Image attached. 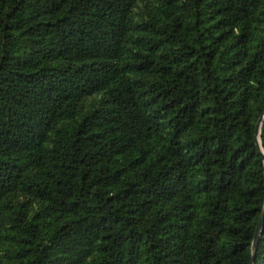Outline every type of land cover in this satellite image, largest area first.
Returning a JSON list of instances; mask_svg holds the SVG:
<instances>
[{
  "label": "trees",
  "instance_id": "trees-1",
  "mask_svg": "<svg viewBox=\"0 0 264 264\" xmlns=\"http://www.w3.org/2000/svg\"><path fill=\"white\" fill-rule=\"evenodd\" d=\"M263 114L264 0H0V264H251Z\"/></svg>",
  "mask_w": 264,
  "mask_h": 264
},
{
  "label": "water",
  "instance_id": "water-1",
  "mask_svg": "<svg viewBox=\"0 0 264 264\" xmlns=\"http://www.w3.org/2000/svg\"><path fill=\"white\" fill-rule=\"evenodd\" d=\"M263 121H264V114L259 118L257 122L256 136H257V141L259 143V147H261V153L264 159V151L262 150V143L260 142V131H261V126H262ZM263 228H264V206L260 214L259 220L257 222V227H256L255 235H254L253 249H252V254H251V264H254L256 250H257L258 243L263 233Z\"/></svg>",
  "mask_w": 264,
  "mask_h": 264
}]
</instances>
